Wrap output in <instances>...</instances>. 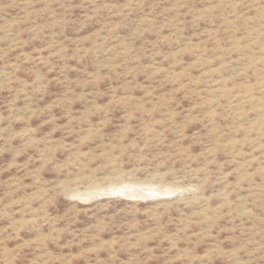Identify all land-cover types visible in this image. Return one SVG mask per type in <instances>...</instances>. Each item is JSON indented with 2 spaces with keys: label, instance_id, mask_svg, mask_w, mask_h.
Segmentation results:
<instances>
[{
  "label": "rangeland",
  "instance_id": "1",
  "mask_svg": "<svg viewBox=\"0 0 264 264\" xmlns=\"http://www.w3.org/2000/svg\"><path fill=\"white\" fill-rule=\"evenodd\" d=\"M0 264H264V0H0Z\"/></svg>",
  "mask_w": 264,
  "mask_h": 264
},
{
  "label": "bare ground",
  "instance_id": "2",
  "mask_svg": "<svg viewBox=\"0 0 264 264\" xmlns=\"http://www.w3.org/2000/svg\"><path fill=\"white\" fill-rule=\"evenodd\" d=\"M152 193H153V192H152ZM130 194H131V193H130ZM155 194H156V193H155ZM158 194H160V193H158ZM158 194H157V195H158ZM90 195H91V194H90Z\"/></svg>",
  "mask_w": 264,
  "mask_h": 264
}]
</instances>
